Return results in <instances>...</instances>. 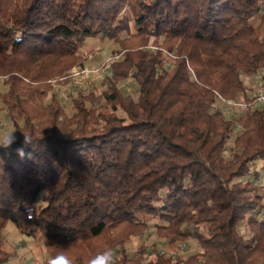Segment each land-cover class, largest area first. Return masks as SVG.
I'll return each mask as SVG.
<instances>
[{
    "label": "trees",
    "instance_id": "1",
    "mask_svg": "<svg viewBox=\"0 0 264 264\" xmlns=\"http://www.w3.org/2000/svg\"><path fill=\"white\" fill-rule=\"evenodd\" d=\"M99 36L119 57L67 114L51 80L66 83ZM257 74L264 0H0V101L15 137L0 148V229L43 241L39 264H102L108 250L114 264H264V103L243 78ZM218 94L253 107L227 115ZM23 133L31 158L16 152ZM152 225L199 250L130 252ZM13 256L0 241V264Z\"/></svg>",
    "mask_w": 264,
    "mask_h": 264
},
{
    "label": "rangeland",
    "instance_id": "2",
    "mask_svg": "<svg viewBox=\"0 0 264 264\" xmlns=\"http://www.w3.org/2000/svg\"><path fill=\"white\" fill-rule=\"evenodd\" d=\"M125 13L129 15L131 14L129 9H127ZM130 41L135 43L137 39L132 38ZM149 43V47L154 48L152 40ZM114 48H117L115 42L106 37L103 38L99 36L91 38L86 42L85 46L81 49V52L87 57L83 66L97 68L98 71L95 72L84 85L91 86V84H93L96 86L98 92L105 88L102 81L107 73V68L110 62L118 59L117 55L119 57V54L115 53ZM113 57L114 59L111 60L110 58ZM169 58L171 59L169 62L172 63L175 59V55L172 54ZM83 66H74L70 72ZM252 77V75L243 77L245 82L249 83L250 86L254 83L253 80H251ZM65 78H67V76H64L62 79ZM67 79L68 81L66 83L57 81V79L51 80V83L54 85L53 92L57 94L65 112L67 114H71L73 111L71 97L77 94L80 90V85L76 84L72 80L70 81V77ZM0 89L2 91L7 89V86L3 83L2 78H0ZM132 90H134L133 87ZM12 132L13 125L7 115V110L4 107L3 102L0 101V134ZM255 165L257 168H260V163H255ZM261 216H264V210ZM155 221L156 219L150 220L152 224ZM245 232L249 234V229L247 228ZM0 241L7 250L14 252V256L9 260V264H39L42 263L47 256L46 247L43 241L23 235L18 231L12 222H9L5 228L0 229ZM181 245V243L175 245L167 244L166 240H163L156 235L155 227L152 225L147 229L143 237L133 238L127 243L126 247L130 252H135L140 249L141 246H144L146 251L151 253L148 257H154L157 252H163L165 254H179L180 256L186 257L199 250V245L195 240L188 242L185 247H181Z\"/></svg>",
    "mask_w": 264,
    "mask_h": 264
},
{
    "label": "built area",
    "instance_id": "3",
    "mask_svg": "<svg viewBox=\"0 0 264 264\" xmlns=\"http://www.w3.org/2000/svg\"><path fill=\"white\" fill-rule=\"evenodd\" d=\"M118 58V55H117ZM111 60L114 59L110 58ZM97 68H92L89 66H83L78 69L72 70L67 78L70 77V81H74L76 84H79L80 87L83 86L92 75L97 72ZM253 84L251 86V96L256 97L258 103H264V78L261 74L253 76ZM59 91V90H56ZM253 105L249 104L246 100V97L241 96L238 99H229L225 98L222 95L218 94V100L214 104V108L222 110L224 113L230 116L237 115L242 109L252 108ZM181 247H185V243H181Z\"/></svg>",
    "mask_w": 264,
    "mask_h": 264
},
{
    "label": "clouds",
    "instance_id": "4",
    "mask_svg": "<svg viewBox=\"0 0 264 264\" xmlns=\"http://www.w3.org/2000/svg\"><path fill=\"white\" fill-rule=\"evenodd\" d=\"M14 132L12 133H7V134H0V148H9L14 142H15V137L13 135ZM24 134V140H23V146L16 149L17 155L23 159L27 155L28 158H31V154L28 153L26 154L24 151V148L27 147L30 144H33L32 137L28 134ZM43 195V194H42ZM100 259V258H97ZM66 264H71L70 261L65 258ZM89 264H94V262H89ZM102 264H114V254L112 253L111 250L106 251L102 255Z\"/></svg>",
    "mask_w": 264,
    "mask_h": 264
},
{
    "label": "crops",
    "instance_id": "5",
    "mask_svg": "<svg viewBox=\"0 0 264 264\" xmlns=\"http://www.w3.org/2000/svg\"><path fill=\"white\" fill-rule=\"evenodd\" d=\"M260 163V168H258V169H262V164H261V162H259Z\"/></svg>",
    "mask_w": 264,
    "mask_h": 264
}]
</instances>
